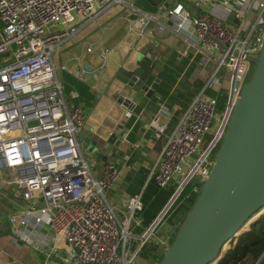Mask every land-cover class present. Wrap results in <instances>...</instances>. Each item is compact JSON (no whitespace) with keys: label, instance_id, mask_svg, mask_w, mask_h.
Masks as SVG:
<instances>
[{"label":"built area","instance_id":"obj_1","mask_svg":"<svg viewBox=\"0 0 264 264\" xmlns=\"http://www.w3.org/2000/svg\"><path fill=\"white\" fill-rule=\"evenodd\" d=\"M122 1L0 0V188H12L33 206L42 203L6 220L16 242L31 246L45 261L159 264L176 235L174 224L160 231L161 218L136 231L141 192L119 202L108 196L118 166L105 162L96 174L82 155L77 135L85 109L67 104L51 59L64 40ZM174 4L164 22L176 30L190 26L189 36L209 49L201 55L204 83L177 122L171 128L161 123L163 109L150 122L162 145L148 177L158 188L173 179L177 198L187 182L202 184L208 176L232 105L252 71L249 57L264 43V0H244L235 23L213 16L200 0L189 3L195 13L186 3ZM222 91L226 102L217 110ZM43 226L49 235L35 236ZM150 245L156 248L144 258Z\"/></svg>","mask_w":264,"mask_h":264},{"label":"crops","instance_id":"obj_2","mask_svg":"<svg viewBox=\"0 0 264 264\" xmlns=\"http://www.w3.org/2000/svg\"><path fill=\"white\" fill-rule=\"evenodd\" d=\"M178 1L188 4L191 13H195L189 6L193 0ZM200 1L213 16L235 23L236 12L244 0ZM153 3L155 0H123L111 5L55 48L51 59L57 68L65 101L69 106L81 105L85 109V123L99 134L98 148L109 132L117 127L126 129L119 147L104 153L87 152L79 143L94 173L98 174L105 162L118 166V180L108 196L113 202H119L127 195L141 192L140 229L161 218L160 231H163L173 225L181 201H176L177 197L163 211L175 189L174 180L168 187L158 189L156 182L148 177V169L162 145V139L154 137L150 122L162 109L161 123L171 128L177 122L183 108L198 91L196 84L202 78L200 72H204L201 55L209 49L189 36L190 26L176 30L164 19H156L158 6ZM162 23L166 25L164 30L159 28ZM130 34L133 39L127 41ZM145 55H149L158 88L166 91L168 97L159 94L158 88L147 97L116 78L119 69L134 67L136 59ZM122 93L133 101L129 111L116 101ZM0 196V264H61L55 258L45 261L31 246L16 242L10 235L6 217L23 213L33 205L12 188H0ZM41 205L38 201L33 207ZM49 233L50 228L43 226L35 236Z\"/></svg>","mask_w":264,"mask_h":264},{"label":"water","instance_id":"obj_3","mask_svg":"<svg viewBox=\"0 0 264 264\" xmlns=\"http://www.w3.org/2000/svg\"><path fill=\"white\" fill-rule=\"evenodd\" d=\"M153 4L158 6L157 19H164L168 8L175 5L174 0H155ZM131 39L130 34L127 41ZM249 60L252 71L232 105L208 176L159 264H217L264 211V43ZM134 63L132 68L119 69L116 78L149 97L159 84L152 73L149 55L138 57ZM116 101L127 111L134 106L123 93ZM125 134V128L117 127L104 137L98 148L99 134L85 123L77 140L87 152L104 153L119 147ZM171 183L173 179L169 180ZM177 190L163 211L176 198Z\"/></svg>","mask_w":264,"mask_h":264},{"label":"trees","instance_id":"obj_4","mask_svg":"<svg viewBox=\"0 0 264 264\" xmlns=\"http://www.w3.org/2000/svg\"><path fill=\"white\" fill-rule=\"evenodd\" d=\"M198 80L199 82L196 84L195 90H198L204 83L203 78ZM158 92L164 97H168L167 92L161 87L158 88ZM208 92L210 94H214L211 90ZM218 99L219 103L217 110H221L226 102L225 93L219 96ZM200 187L201 184L195 179L190 180L183 186L179 194L181 205L175 212L173 218L176 231L183 222L185 216L187 215L186 213L197 197L198 192L195 191L194 188H197L199 191ZM178 216H180L181 219H178ZM136 231L141 232L142 229L138 228ZM155 248V246L150 245V247L146 248L145 251L142 252L143 257L145 258L150 256ZM217 264H264V211L259 218L248 227L247 231L240 235L235 244L226 250Z\"/></svg>","mask_w":264,"mask_h":264},{"label":"rangeland","instance_id":"obj_5","mask_svg":"<svg viewBox=\"0 0 264 264\" xmlns=\"http://www.w3.org/2000/svg\"><path fill=\"white\" fill-rule=\"evenodd\" d=\"M52 55H53V52H52ZM200 68H201V67H200ZM204 73H205V72H200V75H201L200 77H202L203 79L205 78V77H204ZM224 93H225V96L227 97V93H226V91H222V95H223ZM168 186H169V185L167 184L165 187H168ZM158 189H159V188H158ZM161 189H162V188H161ZM178 198H179V196H178ZM176 201H179V199L176 200ZM163 214H164V213H163ZM177 218H178V219H181L180 216H178ZM179 222H180V221H179ZM173 224H174V221H173ZM181 224H182V223H181ZM179 227H180V226H179ZM179 227H178V228H179ZM145 262H147V261H145ZM148 262H149V260H148Z\"/></svg>","mask_w":264,"mask_h":264}]
</instances>
